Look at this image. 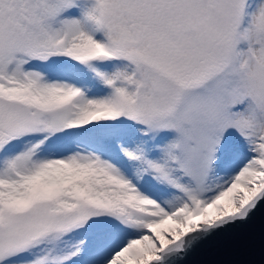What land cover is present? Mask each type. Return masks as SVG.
I'll use <instances>...</instances> for the list:
<instances>
[{
	"label": "snow or ice",
	"instance_id": "1",
	"mask_svg": "<svg viewBox=\"0 0 264 264\" xmlns=\"http://www.w3.org/2000/svg\"><path fill=\"white\" fill-rule=\"evenodd\" d=\"M264 199V0H0V264H169Z\"/></svg>",
	"mask_w": 264,
	"mask_h": 264
},
{
	"label": "water",
	"instance_id": "2",
	"mask_svg": "<svg viewBox=\"0 0 264 264\" xmlns=\"http://www.w3.org/2000/svg\"><path fill=\"white\" fill-rule=\"evenodd\" d=\"M169 264H264V199L245 219L186 237Z\"/></svg>",
	"mask_w": 264,
	"mask_h": 264
}]
</instances>
